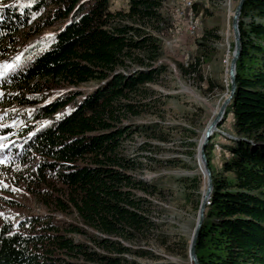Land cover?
Segmentation results:
<instances>
[{
    "label": "trees",
    "instance_id": "16d2710c",
    "mask_svg": "<svg viewBox=\"0 0 264 264\" xmlns=\"http://www.w3.org/2000/svg\"><path fill=\"white\" fill-rule=\"evenodd\" d=\"M164 1L128 0L126 9L111 10L110 0H0L1 61L23 29L64 22L47 44L31 43L16 53L20 61L7 59L19 67L0 78V144L7 145L0 159L47 209L77 219L2 222L0 264H139L131 256L149 255L135 245L155 228L149 201L138 193L151 191L126 141L137 131L128 120L165 70ZM45 3L52 8L31 21ZM239 30L237 86L224 115L232 116L223 144L230 157L223 174L212 171L198 264H264V0H245ZM208 35L218 37L207 31L200 45ZM196 61L179 67L201 79ZM91 81L96 87L79 101V91L60 93Z\"/></svg>",
    "mask_w": 264,
    "mask_h": 264
},
{
    "label": "rangeland",
    "instance_id": "374dc122",
    "mask_svg": "<svg viewBox=\"0 0 264 264\" xmlns=\"http://www.w3.org/2000/svg\"><path fill=\"white\" fill-rule=\"evenodd\" d=\"M238 1L195 0L197 10L193 5V18L198 26L195 36L188 31L189 17L181 11L182 0L164 1L162 11L170 21L167 31L159 35L160 62L165 64V70L157 83L148 85L153 92L143 99L139 115L128 120L137 131L126 141L128 153L143 164L136 175L147 183L151 193H138L148 199L150 218L155 223L148 239L135 245L149 252L148 256H131L139 264H190L187 246L197 219L195 201L198 196L201 200L206 186L198 149L205 143L207 125L230 88L227 69L234 49L231 18ZM127 4L128 0H110L111 10L126 9ZM51 8L50 3H45L31 21L41 18ZM250 21L249 16L244 18L245 24ZM63 24L55 23L37 33L23 29L17 35L15 51L0 62H7L31 43L47 44ZM207 31L218 37L208 35L209 40L203 39L204 45H200ZM197 57L201 79L196 73L183 74L179 67L197 62ZM96 85L91 81L62 88L60 93L79 91L75 98L79 101ZM231 123V115L223 117L210 132L205 145L209 168L216 174H223V161L230 157L223 144L232 134ZM6 167V162L0 164V182L8 185L0 186V226L2 222H14L24 216L48 214L58 222L77 221L74 215L47 209L21 181L19 170L14 166L10 170ZM225 175L232 177L230 173ZM12 188L20 191H12Z\"/></svg>",
    "mask_w": 264,
    "mask_h": 264
},
{
    "label": "water",
    "instance_id": "95a60500",
    "mask_svg": "<svg viewBox=\"0 0 264 264\" xmlns=\"http://www.w3.org/2000/svg\"><path fill=\"white\" fill-rule=\"evenodd\" d=\"M245 0H239L237 5L235 6V9L232 14L231 18V29L233 34V41H234V49L232 52V57L229 62V68H228V74H229V80H230V88L228 90L227 96L222 101L221 105L219 106L218 111L216 112L214 118L209 122L207 125V128L205 130V143L200 145L198 149V158L199 161L202 163L204 168V175L206 176V186L205 190L202 194L198 211H197V219L196 223L193 229V232L190 237L189 245H188V256L191 264H198L197 255H196V242L197 238L199 236L202 222L204 219V212L207 202L210 200L211 193L213 190V178H212V172L208 165V160L205 153V145L208 140V136L210 132L214 129V127L219 124L221 119L225 115L226 107L232 100L235 91H236V62L241 54V37H240V30H239V18L242 11V8L244 6Z\"/></svg>",
    "mask_w": 264,
    "mask_h": 264
},
{
    "label": "snow or ice",
    "instance_id": "6c2138e0",
    "mask_svg": "<svg viewBox=\"0 0 264 264\" xmlns=\"http://www.w3.org/2000/svg\"><path fill=\"white\" fill-rule=\"evenodd\" d=\"M50 35V34H49ZM21 59V55H16L15 57H13V61H20ZM17 67H19L18 63H8V62H0V77H6V75L11 72L14 71ZM0 96H3V93L0 92ZM0 127H5V125L0 124ZM29 135H31V133H29ZM5 139V137H0V140ZM7 147V145L5 144H0V148H4ZM4 163V161L2 159H0V164ZM0 186L2 187H8V185L6 184H2V182H0ZM12 191H20V189H16V188H12ZM0 215H2V213H0Z\"/></svg>",
    "mask_w": 264,
    "mask_h": 264
},
{
    "label": "bare ground",
    "instance_id": "6f19581e",
    "mask_svg": "<svg viewBox=\"0 0 264 264\" xmlns=\"http://www.w3.org/2000/svg\"><path fill=\"white\" fill-rule=\"evenodd\" d=\"M194 2H195V0H188V8H190V9H193V5H194ZM182 3H183V0H182ZM193 16H194V13H193ZM197 30H198V26H197V20L195 19V21H194V23L190 26V30H189V33L191 34V35H196V33H197ZM228 68H229V65H228ZM227 74H228V69H227ZM228 78H229V74H228ZM230 81V80H229ZM227 96V95H226ZM199 159V158H198ZM201 163V162H200ZM203 172H204V168H203ZM205 179H207L206 178V176H205ZM205 190V189H204ZM204 192V191H203ZM208 204H209V201L207 202ZM190 264H191V262H190Z\"/></svg>",
    "mask_w": 264,
    "mask_h": 264
},
{
    "label": "built area",
    "instance_id": "2783aa9c",
    "mask_svg": "<svg viewBox=\"0 0 264 264\" xmlns=\"http://www.w3.org/2000/svg\"><path fill=\"white\" fill-rule=\"evenodd\" d=\"M181 7H182V12L187 14L189 17V24H188V31L190 30V25H192V23L195 21V18H193V10L194 9H190L188 8V0H183V3H180Z\"/></svg>",
    "mask_w": 264,
    "mask_h": 264
}]
</instances>
